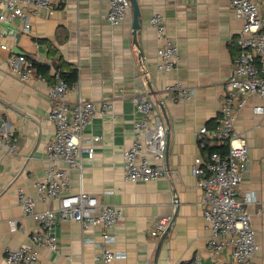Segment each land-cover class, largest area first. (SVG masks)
Here are the masks:
<instances>
[{
    "label": "crops",
    "instance_id": "crops-1",
    "mask_svg": "<svg viewBox=\"0 0 264 264\" xmlns=\"http://www.w3.org/2000/svg\"><path fill=\"white\" fill-rule=\"evenodd\" d=\"M136 1L138 45L133 37V7L125 21L111 25L106 20L109 0H52L53 10L25 6L28 31L19 16L0 23V115L16 144L13 152L0 147V264H5L8 248L30 244V235L38 228L35 219L24 215L19 191L33 195L37 211L59 204L42 200L34 186L51 166L46 147L54 134L48 122L54 103L48 91L57 72L73 87L68 95L71 104L91 101L96 109L83 139L84 148L94 147L95 157L90 160L84 153L83 171H69L70 192L85 191L122 210L110 247L126 257L114 264H236L231 249L215 253L208 247L202 191L192 170L196 157L207 158L210 148L227 152L224 143L202 148L198 132L217 125L239 54L242 22L229 0ZM256 1L263 9L264 0ZM155 12L165 17L168 34L179 49L174 71L157 68L159 44L150 24ZM2 13L6 12L0 7ZM18 57L37 64L25 82L20 73L26 63H11ZM176 81L193 90L190 101L165 91ZM136 91H145L157 101L169 131L168 172L155 182L133 183L125 178L123 153L132 144L135 122L141 119L131 100ZM240 99L244 106L238 108L235 130L246 138L249 155L237 199L255 196L248 205L259 245L255 264H264V114L254 112L262 100L255 95ZM105 102L113 103L112 111L102 112ZM94 137L100 140L94 142ZM52 167L57 170L65 164L57 161ZM165 216L174 217L172 226L165 235L153 236L157 220ZM13 220L18 221L15 229ZM56 231L59 252L38 248L46 264H103L94 259L103 240L102 226L83 229L58 218Z\"/></svg>",
    "mask_w": 264,
    "mask_h": 264
},
{
    "label": "built area",
    "instance_id": "built-area-1",
    "mask_svg": "<svg viewBox=\"0 0 264 264\" xmlns=\"http://www.w3.org/2000/svg\"><path fill=\"white\" fill-rule=\"evenodd\" d=\"M235 16L242 22L239 33V54L235 60L232 74L228 80L229 95L221 103L217 125L213 128L204 126L198 132L199 144L206 148L208 143H224L226 154L219 151L210 152L207 158L196 157L193 175L197 177L198 187L202 191L201 204L204 219L210 230L208 247L215 253L231 249L236 264H255L259 250L257 232L253 226L248 205L255 202V196L248 194L242 200L237 199V192L247 169L249 146L247 140L235 130L238 108L244 106L240 98L255 95L262 104L254 107L256 114H264V8H260L256 0H229ZM110 8L106 20L111 25L125 21L132 9L130 0H109ZM35 6L53 10L52 0H0V7L6 13L0 14V23L14 17H21L25 30H29V22L23 8ZM150 24L157 33V68L163 71H174L179 63V49L176 41L168 34L165 17L159 12L152 14ZM15 66L26 63L21 80H29L34 67L24 57L11 61ZM41 80H44L40 76ZM73 89L60 73L55 75L48 91L54 105L51 107L48 122L54 128V134L46 147L51 163L44 180L35 183L38 196L44 201H58L56 209L36 210V199L33 195L19 191V202L23 213L35 219L37 230L30 235V244L6 250L5 264H46L41 258L38 248L51 252L60 251L57 235L58 218L62 221L76 222L83 229L100 225L104 228L100 252L96 261L103 264H114L118 259L126 257L124 252L113 250L115 243L113 229L122 219V210L115 205L100 202L95 195L85 191L71 193V177L69 171L84 169L83 155L93 160L95 149L84 148V134L96 113L91 101L79 100L71 104L68 95ZM165 91L175 98L190 101L193 90L183 86L180 81L168 86ZM131 100L141 119L134 124L131 146L124 150L125 178L129 182H155L168 172V130L165 120L155 101L147 92L136 91ZM112 102L102 105V112L113 110ZM100 140L94 137L93 141ZM0 147L9 151L16 150L13 133L3 123L0 115ZM57 161L65 164L64 168L54 170L52 165ZM16 220L11 221L13 229ZM172 222V216L157 220L151 234L159 237L164 234Z\"/></svg>",
    "mask_w": 264,
    "mask_h": 264
},
{
    "label": "water",
    "instance_id": "water-1",
    "mask_svg": "<svg viewBox=\"0 0 264 264\" xmlns=\"http://www.w3.org/2000/svg\"><path fill=\"white\" fill-rule=\"evenodd\" d=\"M130 2H131V5H132V7H133L134 15H135V19H134V25H135V26H134V32H133L134 43H135L136 45H138V42H137V31H138V28H139V21H138L139 7H138V4H137V1H136V0H130ZM164 115H165V114H164ZM165 116H166V115H165ZM167 132H168V139H169V131H167ZM176 202H177V201H176ZM173 222H174V217H173V219H172V222H171L169 228L172 226ZM169 228H168V230H169ZM168 230H167V231H168ZM167 231H166V232H167ZM166 232H165L163 235H165Z\"/></svg>",
    "mask_w": 264,
    "mask_h": 264
},
{
    "label": "trees",
    "instance_id": "trees-1",
    "mask_svg": "<svg viewBox=\"0 0 264 264\" xmlns=\"http://www.w3.org/2000/svg\"><path fill=\"white\" fill-rule=\"evenodd\" d=\"M32 64H33V67L34 68H36L37 67V64L35 63V62H33L32 61ZM40 69H41V67L38 69V71L40 72V73H44V72H41L40 71ZM64 79H65V77H64V75L62 76ZM66 80V79H65ZM76 80V77L73 79V81H75ZM67 81V80H66ZM68 82V81H67ZM69 83V82H68ZM219 149H221V147H212V148H210L209 150H210V152H214V151H219ZM221 154H225V152L224 153H221Z\"/></svg>",
    "mask_w": 264,
    "mask_h": 264
}]
</instances>
